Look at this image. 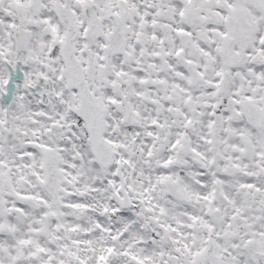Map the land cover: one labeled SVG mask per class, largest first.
Segmentation results:
<instances>
[{
  "label": "snow or ice",
  "instance_id": "obj_1",
  "mask_svg": "<svg viewBox=\"0 0 264 264\" xmlns=\"http://www.w3.org/2000/svg\"><path fill=\"white\" fill-rule=\"evenodd\" d=\"M0 264H264V0H0Z\"/></svg>",
  "mask_w": 264,
  "mask_h": 264
}]
</instances>
